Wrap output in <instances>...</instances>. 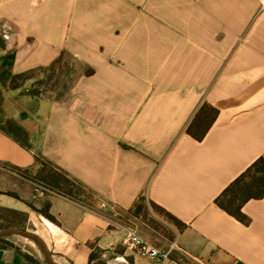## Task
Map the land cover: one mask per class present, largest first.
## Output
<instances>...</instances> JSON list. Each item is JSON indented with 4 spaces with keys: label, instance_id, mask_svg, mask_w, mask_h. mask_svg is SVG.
Here are the masks:
<instances>
[{
    "label": "crops",
    "instance_id": "0c3cea01",
    "mask_svg": "<svg viewBox=\"0 0 264 264\" xmlns=\"http://www.w3.org/2000/svg\"><path fill=\"white\" fill-rule=\"evenodd\" d=\"M0 36V55L15 51V75L64 54L92 70L63 91L41 85L38 98L4 94L5 116L29 134L31 150L0 131V207L27 214L59 264H155L125 242L129 229L205 264H264V198L243 206L247 225L215 204L264 158L259 0H0ZM35 78L45 79L23 88L35 89ZM204 105L217 116L198 141L187 127ZM35 154L89 200L35 189ZM29 203H49L56 223ZM12 243L0 264H27L17 248L31 253Z\"/></svg>",
    "mask_w": 264,
    "mask_h": 264
},
{
    "label": "trees",
    "instance_id": "16d2710c",
    "mask_svg": "<svg viewBox=\"0 0 264 264\" xmlns=\"http://www.w3.org/2000/svg\"><path fill=\"white\" fill-rule=\"evenodd\" d=\"M4 47L3 37L0 36V48ZM15 51H8L0 55V131L5 135L13 138L23 148L31 150L29 134L13 119L6 118L3 110L4 94L10 91L21 90L18 97H36L41 94V90L23 88L27 79L33 78L39 72H48L57 62L49 68H38L28 72L15 75L12 73ZM92 71L88 73L91 74ZM36 80V78H35ZM45 80V79H44ZM44 80H36L37 86L43 85ZM217 116V110L211 106L204 105L194 116L192 122L187 127V133L194 139L200 141L207 133L209 127ZM35 162L40 165L36 172V178H31L33 183H42L49 190L65 196L70 199L74 197L72 188L74 185L83 186L71 178L65 171L57 168L55 165L44 159L41 155L35 154ZM17 197V196H15ZM264 198V158L257 159L249 166L238 178H236L215 200V204L227 214L234 217L244 225L249 223V218L242 212V208L250 200H259ZM31 210L43 216L50 222L56 223V219L50 214L49 203H45L43 208H36L32 204H27ZM154 208L165 214L169 219L178 223L170 214L165 213L162 209L154 204ZM28 222L27 214L1 208L0 207V229L3 228H20ZM15 248L9 238L0 239V249ZM19 255L27 264H40V262L31 254L21 251L17 248ZM92 257V255H91ZM43 264H45L43 260Z\"/></svg>",
    "mask_w": 264,
    "mask_h": 264
},
{
    "label": "rangeland",
    "instance_id": "374dc122",
    "mask_svg": "<svg viewBox=\"0 0 264 264\" xmlns=\"http://www.w3.org/2000/svg\"><path fill=\"white\" fill-rule=\"evenodd\" d=\"M90 71H92L89 67H86L85 65L81 64V62L75 60L71 55L64 54L60 59L59 62H57L48 72H39L36 74V76L45 78L44 80V88L46 91L54 90V91H63L64 89H67L70 85L73 79L79 75V74H88ZM37 83H35V88H41V86H36ZM5 106V98L3 102V108ZM14 109V108H13ZM4 110V109H3ZM5 114V111H4ZM37 172V171H36ZM36 172L31 175V178H36ZM35 189H37L41 193H46L45 190H49L47 186H45L42 183H34ZM51 191V190H50ZM72 192L74 197L77 198L79 201L87 202L89 200V195L86 192L85 189L81 188L79 185H74L72 188ZM30 204V203H29ZM45 205L42 204L40 208H43ZM34 206V205H33ZM149 207L152 210V213H154L156 216H162L163 218H166L165 215L154 208L153 206L149 205ZM141 220L146 223V225L159 227L161 224L154 219L148 211H142V218ZM157 222L159 225H157ZM26 230L35 232L36 230L32 226L31 223L26 222L22 225ZM160 228V227H159ZM36 233V232H35ZM12 242L17 243L18 245H21L25 250H27L29 253H31L39 262L40 264H43V257L37 250L36 246L33 245L28 240L22 239L20 237H10L9 238Z\"/></svg>",
    "mask_w": 264,
    "mask_h": 264
},
{
    "label": "built area",
    "instance_id": "2783aa9c",
    "mask_svg": "<svg viewBox=\"0 0 264 264\" xmlns=\"http://www.w3.org/2000/svg\"><path fill=\"white\" fill-rule=\"evenodd\" d=\"M261 10H264V0H259ZM108 207L105 201L100 202V208ZM125 242L136 249L143 256L154 261L155 264H205L200 259L178 247L176 243L166 249H161L143 239L135 229H129L125 235Z\"/></svg>",
    "mask_w": 264,
    "mask_h": 264
},
{
    "label": "water",
    "instance_id": "95a60500",
    "mask_svg": "<svg viewBox=\"0 0 264 264\" xmlns=\"http://www.w3.org/2000/svg\"><path fill=\"white\" fill-rule=\"evenodd\" d=\"M20 237L28 240L36 246L39 253L42 255L45 264H59L50 252L46 242L43 238L35 232L20 229V228H3L0 229V239L10 237Z\"/></svg>",
    "mask_w": 264,
    "mask_h": 264
}]
</instances>
